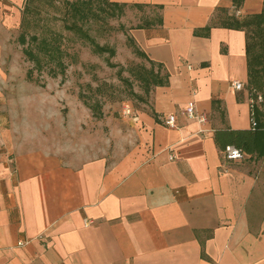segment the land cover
<instances>
[{
  "label": "crops",
  "instance_id": "0c3cea01",
  "mask_svg": "<svg viewBox=\"0 0 264 264\" xmlns=\"http://www.w3.org/2000/svg\"><path fill=\"white\" fill-rule=\"evenodd\" d=\"M110 1L139 15L128 38L164 82L91 156L26 141L0 82V264H264V154L227 160L214 140L251 128L239 23L264 0ZM22 3L0 0V65Z\"/></svg>",
  "mask_w": 264,
  "mask_h": 264
},
{
  "label": "rangeland",
  "instance_id": "374dc122",
  "mask_svg": "<svg viewBox=\"0 0 264 264\" xmlns=\"http://www.w3.org/2000/svg\"><path fill=\"white\" fill-rule=\"evenodd\" d=\"M74 2L23 0L21 23L2 43L0 82L17 99L26 141L91 156L115 138L126 104L140 109L147 102L151 65L128 41L138 14L91 0L83 18L75 15ZM93 43L113 53H98ZM251 46L257 72L250 104L264 119V34L255 33Z\"/></svg>",
  "mask_w": 264,
  "mask_h": 264
},
{
  "label": "trees",
  "instance_id": "16d2710c",
  "mask_svg": "<svg viewBox=\"0 0 264 264\" xmlns=\"http://www.w3.org/2000/svg\"><path fill=\"white\" fill-rule=\"evenodd\" d=\"M105 3H108L110 6H115L122 10V5L119 3H114L109 0H103ZM91 0H75L73 3V9L80 17H87L88 12L91 10L89 7L87 8V11L83 6L86 4H90ZM264 12L258 15H253L250 17L249 20L243 21L239 23V26L247 28L246 35L248 37V41L246 44V53L248 56V76H249V84L254 85L255 84V75L257 72V68H255L256 62V56L252 54L251 49V38L254 36L255 33L257 34H264ZM257 25L256 28H251V25ZM71 29H73L76 32L86 34L83 32V30L78 27L77 25L73 24L71 26ZM249 29L251 34L249 33ZM248 32V33H247ZM37 39V38H35ZM128 41L131 42V40L128 38ZM43 44H45L43 42ZM95 51L98 53L105 52V51H111L106 46H100L96 43H93ZM131 46L133 47V50L136 54L139 56H142L143 53L133 44L131 43ZM44 48H46L43 45ZM109 49V50H108ZM151 70L149 72L150 79L145 80L147 85H157L162 84L164 81L162 80V76L160 77L156 72L153 71V64L151 62ZM166 77V76H165ZM261 115L257 112V110L254 109V106L251 105V119L255 122V125H251L250 129L246 130H218L214 134V140L216 145L220 149H224L226 145H234L238 148H240L243 152L246 153H253L256 151L258 154L263 155L264 154V119L260 117ZM261 146V148H259Z\"/></svg>",
  "mask_w": 264,
  "mask_h": 264
},
{
  "label": "built area",
  "instance_id": "2783aa9c",
  "mask_svg": "<svg viewBox=\"0 0 264 264\" xmlns=\"http://www.w3.org/2000/svg\"><path fill=\"white\" fill-rule=\"evenodd\" d=\"M232 86H233V88L240 90L243 87V83L240 81H234V82H232ZM184 112L189 118H195L199 122L205 121V117L203 115H199L195 112L193 102L189 103L188 107L185 108ZM123 114L124 115H130L129 105L126 104L124 106ZM175 121H176L175 114H173V113L166 114L164 122L167 126H173L175 124ZM251 125H255V122L252 119H251ZM222 154H223V157L225 159L232 160V161L241 160L244 158V155H245L244 152L240 148H238L234 145H231V144L226 145L224 147V149L222 150ZM173 158L174 157L171 156V159H173ZM20 244H24V243H20Z\"/></svg>",
  "mask_w": 264,
  "mask_h": 264
}]
</instances>
